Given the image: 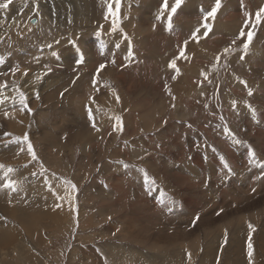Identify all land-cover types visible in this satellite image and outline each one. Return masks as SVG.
I'll return each mask as SVG.
<instances>
[{
    "label": "rangeland",
    "instance_id": "rangeland-1",
    "mask_svg": "<svg viewBox=\"0 0 264 264\" xmlns=\"http://www.w3.org/2000/svg\"><path fill=\"white\" fill-rule=\"evenodd\" d=\"M167 1L175 4L174 1ZM234 1L239 8L240 5H244L245 3L247 7L248 1L251 7H254V11L248 14H240L238 13L240 9L234 10L231 13L234 14L235 17L230 18L228 13L224 21L228 23H242L244 29L246 25H254V36L252 39V41H254L264 29V18L259 22L255 18V14L259 9L264 8V4L262 5L261 0H243L242 4L239 0ZM5 2H7V0H0V3ZM89 3L93 5V7L90 11H87L77 7L73 0H58L57 2H54V0H12L7 9H0V100L3 101L0 103V157L6 156L8 149L17 145L23 148V152L19 157L24 159L23 163L15 161L16 163L11 164H9V160H0V165L3 166L0 168V171L6 172L8 169H12L13 175L10 174V176H13L16 180L18 178L21 179V181L15 180L16 182L14 185L17 184L16 186H18V188L20 186V188L23 189L22 191L25 190L27 193L30 192V195H36L40 198L35 202L26 203L27 200L33 198H27L23 195L24 193L20 192V197L24 198V202L26 203L24 208L29 207L33 203L40 202V200L41 203L42 201L45 203L43 196L39 195L36 190H41L45 193V196H47V186L49 183L56 197V200H54L55 206L60 203L61 205L56 208L57 211L51 208L47 209L49 212H43L42 216L50 214L51 216L59 215L64 217V221L62 222L44 219L45 221L39 222L38 220V222L33 223L34 225L27 226L24 224V226H22L19 220L17 218L14 219L12 215V209L17 213L22 211V209L18 207V205H21V201H15L13 203L14 206H11L12 209H9L3 202V198H1L3 192H0V228H5L12 224V226L17 229L16 236L12 241V246H6L7 248L3 245L2 235L0 233V264H93L89 258H87L88 260L86 259L85 249H88L89 253L92 250L100 252L101 254L98 253V255L102 260L104 255L105 259L111 256V262H115V254L118 253L116 249L120 250V246H123L129 253L137 255L139 257L138 264H142L140 257H142L143 253H145L143 259L144 264H146L145 262H149L148 264H188L185 255L186 252L190 253L192 264H216L207 257L193 258V254L196 255L197 250L200 256H204L205 248L209 245L206 239L201 240L206 231V228L202 233L200 230V227H204V223H200L197 226L193 223L191 229L196 233L198 239L189 242L190 244L187 245L182 256L181 249H175L168 245H162L160 247L158 245L145 244L144 241L138 240V242H135L131 240L129 236L127 237L125 231L122 230L121 225H119L118 228L119 214L117 211L119 209L120 199L115 198L109 200L104 198L101 200L93 190L94 183L99 182L101 185L106 184L113 195L125 197L127 195L123 188L124 182L122 177L130 178L131 182L126 185L132 188L141 187L148 183L145 177L147 167L140 164V160L143 159L144 156L140 158H136L135 156V153L141 150L143 146H139L134 142L141 141V137L152 139V134L147 135L145 131L142 130L143 122L138 117V113H133L131 111H125L123 113L118 112L115 124L112 122L107 125L100 139H94L88 142V148L85 153L83 152L84 146L79 142V132L84 129L88 130L90 126L99 125L98 120L105 119L111 112L109 107L103 109L101 112V106L96 101L98 99L97 95L94 94L92 89H84L81 93H78L74 103L76 107L70 111H66V115L56 119L64 121L65 119L69 120V118L84 117V114H80L78 109L82 103L92 101L97 104L98 112H95V115H92L91 118L89 115L87 116L89 120L88 124L70 125L66 123L53 127L50 119L40 116L41 114L39 111L43 108L46 109L45 106L48 102L50 108L54 104L64 101L65 97L72 101L73 92L69 90L67 86L68 82L54 85L53 76L59 74L54 73L55 68L52 66L51 62L47 67V69L51 68V71L44 74L37 66V63L33 65L24 58L16 57L14 52H10L9 50L12 45L15 46V50L17 49V51H19V48L20 51H25L26 48L32 46L45 51L50 49L53 44L45 35L50 36L51 40H55L56 37L62 34H73L81 41V43L75 45L85 47V43L94 57L95 52L90 47L91 42L98 50L99 46H102L101 39L103 35L101 31L103 32V28L107 27L110 33H122L124 39L128 41L132 48L141 49V47H143L137 46L136 41H134L130 34L123 28L126 24L128 15L141 18L144 26L139 29L142 30L149 26L146 20L148 14H135L132 11L133 5L141 3V0H120L118 5L114 4L113 0H111L110 3H102V1H98L97 3V1L90 0ZM161 3L164 4V0H161ZM108 4L112 5L114 11L117 8L119 9L116 15L110 14L109 11H102L103 9H101V6H107ZM202 6L211 9L213 5L209 0H202ZM180 7L172 17L175 18ZM57 14H61V20L58 19ZM112 18H115V31L110 27ZM33 19L38 20V23H36L37 25L31 24ZM197 19H204L203 13H201V16ZM191 20L192 19H179L183 28L181 37L180 31L174 30L172 33L174 47L171 48V50H173V54H170V56L167 55V57H169L167 60H171V56H178L173 57L174 60L179 61L177 65L182 63L181 54L183 52L186 53L187 44L189 45L190 40L193 39V34L187 29L189 21ZM164 21L163 18L160 19L156 28H160ZM92 27H94V30L90 31ZM14 37L16 41L13 39ZM217 37H224L225 39L231 38L223 34H217L212 38V41L207 42L211 50L220 52L221 54L223 52L221 46L214 42V39ZM144 38V47L148 49L156 41L158 36L155 31H148L144 34ZM243 38L247 39L246 35ZM162 41V39H159V42ZM230 43H233V41ZM122 46V43L116 46L114 55L119 53ZM231 47H233V49L227 50L225 55L229 58H233L234 76L240 80L243 78L250 79V87L240 94H236L234 97L236 99V104L240 106V117L244 122L245 129L249 136L258 141L256 152L257 154L260 153L262 156L264 155V64L261 63L262 61L260 59L249 62L248 58L252 52L251 46L247 52L244 51L243 46L241 47V45H239V42H237V46L233 45ZM167 49H165V53ZM241 52L248 56L245 61H243L242 58L236 60ZM111 56L112 55L108 58ZM136 57L139 58L137 55ZM229 58L225 59L228 61H223L222 64L214 63L215 66L212 67L211 71L212 74H215L217 79L221 81L220 84L224 82V86H227V78L233 77ZM139 61V59L136 60L132 68V64L127 65L122 62L120 63L119 85L117 90L109 94L112 100H120L124 96L133 95L131 91L133 87L135 89L141 88L139 84L135 83L139 80L141 74L145 73L143 68L145 66H147L145 68L149 67L147 64L141 66ZM95 63L108 67L107 61L105 63ZM239 66L245 67L242 73L238 72L237 67ZM6 68L8 73H6ZM159 68L161 67L157 65V69ZM83 69L86 71L87 68ZM171 73L176 72L171 71ZM229 74L231 76H229ZM10 76L13 81H9ZM258 84H263V87L259 88L257 86ZM59 85H62L60 94L63 97V99L60 100L51 96L54 88H58ZM228 85L227 88L236 87L235 82H229ZM144 88L146 89V87ZM249 90L253 92L252 95H249ZM21 94L26 98L25 103L27 107H24V105L20 103ZM10 95L11 97H8ZM117 96L119 99H117ZM98 101L101 103H108V101L102 102L99 99ZM183 103L191 112V121H193L196 116L203 117L202 125L195 130V125L189 122L183 126H179L176 134H166V145H164L162 149L168 152L171 155V160L178 164L184 165L190 163L196 165L201 170L199 174L201 178L193 179L185 172H177V177L181 179V183L178 184L174 182L171 186L172 188L169 190L161 189L158 191L163 193L166 197V202L178 208L180 206L181 208L186 207V209L191 212H195L194 214L211 212L209 221L214 222L213 225H215L218 230H228L230 223L221 222V214L218 213V210L223 208L226 213L232 212L234 214V211L242 210L243 206L234 207L232 196L233 189H229L227 186L222 185L221 178L225 172H227L229 174L228 179H231V183L237 184V178L231 175L235 172L237 173L238 170H249V167L246 165V160L249 154L252 155L253 150L249 149L250 147L248 145H242L240 150H243V157L240 159L237 155V146L232 147V143L230 144L226 139L227 134L224 130L225 127L229 124L233 126L237 125L232 111L228 109V100H225V98L220 99L217 114L215 113L216 109L213 110L214 108L212 109L207 106L205 111L197 110L190 100H183ZM208 103L212 104L213 100H208ZM91 109L93 110V108ZM234 112L238 113L237 110ZM12 113H22L27 119L22 121L18 126L10 127V117L16 118V116L11 115ZM126 117L129 121L128 125L124 124V118ZM35 120L36 123H38V128H35ZM39 122L42 123L40 124ZM46 132L50 133V139L54 141H56V138H67L68 151L59 152L58 149L54 148L52 151L54 157L50 158L46 156L45 152H47L48 149L44 143L40 141ZM25 136L28 137L27 142L23 140ZM17 138H20V143L16 142ZM241 139L243 140L244 137L242 136ZM242 140L240 143H242ZM28 142L32 145L36 159H33L32 154L28 151ZM218 144L223 145V154L230 162L228 164L225 158L223 161L224 163H221L216 157L213 158V165L217 166L218 172L214 174L213 177H210L206 171L207 165L200 156V149L205 148L206 145H211L212 152H214V148H216ZM117 162L122 164V174L115 167V163ZM105 166L109 168L108 173L104 172ZM20 167H22V170H16ZM260 168L263 169L261 178H252L249 190H251L256 180L264 185V160L262 164H260ZM250 175L252 176V174ZM43 182L45 183L43 184ZM5 184V177L1 176L0 188ZM72 185L76 186L75 189L72 188ZM147 185L149 186V191H151V182ZM154 185H157V179L154 180ZM210 188L215 190L214 196L209 193ZM55 190L57 192L61 191V194L56 195ZM244 192H247V189H245ZM7 194L9 195V193ZM128 199L131 203L135 202V200ZM261 200H264V191L259 196L244 203V205L253 202L254 206ZM262 206L264 207V203ZM113 211H116V213H113ZM5 212L8 214L5 215ZM263 218L264 209L258 210L255 216L246 214L243 216L238 214L235 216L233 215L230 222H237L239 233H235L233 238H231V234H227L226 232H224L226 234L225 236H215V249L219 250L222 248L225 251L226 249L236 248L237 243L240 245L238 236H240L244 242L245 232L249 230L252 236L251 244H261L262 251L260 255H258L255 250V254L252 253L251 256L248 254V256L253 258V260L255 259V262L256 260L261 261L256 262V264H264V259H262V257H264V223H261L258 226V230L255 231V239L251 231L256 229L244 225V223L248 221L254 222L255 220H262ZM208 219L209 217L207 221ZM240 219L242 220L239 224ZM161 220L169 225L175 222H182L184 225L187 223V221L174 217L173 214H163ZM109 225H111V227ZM105 227L107 229H104ZM114 229H119V232L112 233L111 231H114ZM196 241L198 242L196 243ZM14 244L17 246L15 249L16 251L12 249ZM216 257L217 254L214 255V258ZM239 260H244V255H231L225 257L224 254L221 264H234Z\"/></svg>",
    "mask_w": 264,
    "mask_h": 264
},
{
    "label": "bare ground",
    "instance_id": "bare-ground-1",
    "mask_svg": "<svg viewBox=\"0 0 264 264\" xmlns=\"http://www.w3.org/2000/svg\"><path fill=\"white\" fill-rule=\"evenodd\" d=\"M57 1L58 0H54V2ZM89 1L90 0H73L77 7H80L87 11H90L93 7V5L89 3ZM94 1H97V3L98 1H102V3H110L111 0ZM171 1L175 2V0ZM209 1L213 5L211 8H213L215 6V0ZM239 1L242 4L243 0ZM167 3L168 10H164L163 3H161V0H141V3L133 5V13L148 14V18L146 20L149 26L142 30L139 29L144 26L141 21V18L133 15H128V17L126 18V24L123 28L130 34L132 39L136 41L137 46H143L141 47V49L132 48L128 41L124 39L122 33L113 34L108 32L109 28L104 27L103 32L101 31L103 35V38L101 39L102 46H99V49L97 50L96 47L92 44V42L90 45L92 50H94L95 52L94 57L88 50L85 43V47L75 45L81 43V41H79L76 38V35L73 34H62L61 36L56 37L55 40H51L50 36L45 35V37L51 43H53L52 47L45 51L36 48L35 46H32L30 48L28 47L25 49V51H20L19 48V51H17V49L15 50L14 45L11 46V49L9 51L14 52L16 54V57L28 60L33 65L37 63V66L42 70L44 74L50 72L49 69L51 68L47 69V67L51 62L52 66L55 68L54 73L59 74L57 76H53L54 85L61 84L63 82H68L67 86L69 87V90L73 92L72 101L65 97L64 101L58 102V104H54L50 108L48 102V104L45 106L46 109L43 108L39 111L41 114L40 116H44L47 119L51 120V125L53 127L66 123L70 125H86V123H89V120L87 118L88 108H93L92 115H95V112H98L96 103H93L92 101H86L82 103L78 109L80 114H84V117L80 116L81 118H69V120L65 119L64 121L56 120L58 117L66 115V111H70L76 107L74 103L76 101L77 95L78 93H81L84 89H92L94 91V94L97 95V98L100 101H108V103H101L98 101V99L96 100L97 103L101 106V112L103 109L109 107L111 109L110 114L107 115L105 119L98 120L99 125L90 126L88 130L84 129L79 132V142L81 145L84 146V153L88 148V142L94 139H100L104 128L112 122H114L115 124L118 112L123 113L125 111H131L133 113H138V117L143 122L142 130L145 131L147 135L152 134V139L141 137V141L134 142L139 146H143L141 150L135 153V156L136 158L144 156V158L140 160V164L144 167H147L145 177L148 180L147 184H149V182H151L152 184L151 191H149V186L147 184L137 188H132L131 186L126 185L127 183L131 182L130 178L127 177H122V180L124 182L123 188L126 191L127 195L125 197H122L120 195H113L112 191L106 184L101 185L99 182H97L94 183L93 186V190L95 191L96 195L100 197L101 200H103L104 198H107L109 200L115 198L120 199V205L117 211L119 214L118 228L119 225H121V228L123 231H125L127 237L129 236V238H131V240L135 242H138L139 240L144 241L145 244L158 245L160 247L162 245H168L175 249H181L183 256L184 250H186L187 245L190 244L189 242H193L195 239H198L196 233L192 231L191 226L193 225V223L195 224V226L199 225L200 223H204V227H200V230L202 233V231L206 228V231L204 232L203 236L201 235L203 237L201 238V240L206 239L209 245L207 246V248H205L204 256H200V253L197 250L196 255L193 254L194 259L195 257H207L213 260L216 264H221L222 257L224 254L225 257L231 255H244V260L236 261L234 264H256V262L261 261L256 260L255 262V259L253 260V258L248 256L249 243H251L252 239L249 230H246L245 232L244 242L243 239L238 236V242H240V245L239 243H237L236 248L226 249L225 251L222 248L216 250L214 245V238L217 235L225 236L226 234L224 232H226L227 234H231V238H233L235 233H239V227H237V222H230V219L233 215L235 216L236 214H238L243 216L244 214H246L255 216L258 210L264 209V207L262 206L264 200H261L257 203V205L254 206L253 202L244 205V203L254 199L264 191V185H262L257 180L255 181V184L253 185L251 190H249L251 179L261 178L263 169L260 168V164H262V161L264 160V155L261 156L260 153L257 154L256 147L258 145V141L249 136L247 130L245 129L246 127L244 126V122L240 117V106L236 104V99L234 97L236 94H240L241 92L245 91L247 88L250 87V79L243 78L240 80L235 77L234 64L232 61L233 58H229L225 55V50L227 49L229 51V49H233V47L231 46H237V42H239V45H241V47L243 46V43L246 41V39L241 38V36L239 35L241 31L245 33H247L248 31H254V25L252 24L246 26L244 29L242 23L225 22V17L228 16V13L230 18L235 17L234 14H232L231 12L239 9L240 12L238 13L240 14L251 13L254 11V7H251L248 1L247 7L245 6V3L244 5H240L239 8L234 0H222V6L218 10L215 19H209V27L211 30L208 31L203 27L204 19H197L199 16H201V9H203L204 12L211 10L210 8H204L202 6V0H183V3L175 18L171 16V28H169L168 17L170 15L171 7L175 4L170 3L168 1ZM261 3L263 5L264 0H261ZM109 5L110 4H108L107 6L102 5V11H109ZM161 13H163L162 18L165 21L161 25V27L157 29V23L160 19H162H158V16H160ZM57 17L59 20L62 19L61 14H57ZM179 19H192L191 21H189V26H187V29L190 30V32L193 34V39L190 40L189 45L187 44L186 53L183 52L181 54L182 63H180V65H177L179 61L175 60L176 68L174 69L171 67V62L174 60L173 57L178 56H171V60H167V58H169L167 57V55L170 56V54H173V50H171V48L174 47L172 35L173 31H180V37L183 34L182 24L180 23ZM36 23H38L37 19ZM114 26L115 18H112L110 21V27L114 29ZM197 29H199L198 33L196 32ZM93 30L94 27H92L90 31ZM148 31H155L158 38L150 46V48L146 49L144 47V34ZM217 34H223L224 36H228L229 38H231L225 39L224 37H217L214 39V42L219 44L223 50L221 54L220 52H215L211 50L207 44V42L212 41V38ZM13 39L15 40V37ZM159 39H162L163 41L159 42ZM231 41H235V43H230ZM120 43H122L123 46L121 47L119 53L114 55L115 48ZM250 46L252 52L249 58L247 55L241 52L240 55L236 58V60L242 58L243 61H245V59L248 58L249 62H253L255 60L260 59L262 61L261 63L264 64V29L260 32V35L257 37V39L251 42ZM165 49H167L166 53ZM81 52L83 53L82 63L80 62ZM135 54L139 58H137ZM110 55L112 56L108 58ZM228 58L230 60L229 63H231L233 77L227 78V86H224V82L223 84H220L221 81H219L215 74L213 75L211 71L212 67L215 66V64H222L223 61H228L225 60ZM138 59L140 60L139 64L141 66L147 64L149 67L145 68L147 67L145 66L143 68V71L145 73L141 74L139 80L135 83L139 84L141 88L135 89L133 87V90H131L133 95L124 96L120 100H112L109 94L112 91L117 90V87L119 85V68L121 66L120 63L122 62L123 64L127 65L132 64V68L135 64V61ZM106 61L108 67H104L103 69H100L101 65L95 63H105ZM157 65H159L161 68L157 69ZM83 68H87L86 71ZM244 68V66L237 67L238 72L242 73ZM171 71H175L176 73H171ZM6 73H8L7 68ZM229 76L231 75L229 74ZM11 79L12 77L10 76L9 81H13ZM229 82H235L236 87L227 88L229 86ZM257 86L259 88H262L263 84H258ZM144 87H146V89ZM61 88L62 85H59L58 88L55 87L51 96L53 98H57L58 100L63 99L60 94ZM8 97H11V95ZM222 98H225V100L229 101L228 109L232 111L233 117L237 122L236 126L229 124L227 127H225L224 130L227 134L226 139L228 140V142H230V144L232 143V147L237 146V155L240 159L243 157V150H240L242 145H248L250 147L249 149L253 150V153H255L254 156L252 153V155L249 154L247 157L246 165L249 167V170H238L237 173L235 172L233 175L230 174L232 177L237 178V184L231 183V179H228L229 174L227 172H225V174L221 178L222 185L227 186L229 189H233L232 196L234 201V207L243 206L242 210L234 211V214L232 212L226 213L225 209L223 208H220L218 210V213L221 214V222L230 223L229 229L224 231L218 230L217 227L213 225L214 222L209 221L211 212L208 211L204 213L194 214L195 212H191L190 210L186 209V207L181 208L180 206L178 208L177 206L166 202V197L163 195V193H160L158 191L161 189L169 190L170 188H172L171 186L174 182L180 184L181 179L177 177V172H185L193 179L201 178V176L199 175L201 173V170L196 165H192L190 163H186L184 165L178 164L175 161L171 160V155L168 152H165L162 149V147L166 145V134H176L179 126H183L184 124L189 122L190 124L195 125V130L197 127H200L202 125V116H196L194 120L191 121V112L184 105L183 100H190L191 103L199 111H205L206 106L212 109L214 108L213 110L216 109L215 113L217 114V109L219 108V101ZM210 99L213 100L212 104L208 103V100ZM235 110H237L239 114L237 112H234ZM11 115L16 116V118H13L12 116L10 117V127L18 126L22 121H25L27 119L26 116L22 115V113H12ZM39 123L41 124L42 122ZM34 124L35 128H38V123H36V120L34 121ZM124 124H129L127 117L124 118ZM242 136L244 137L243 140L241 139ZM50 137V133L46 132L40 139V141L43 142L46 148L48 149V151L45 152L46 156L53 158L54 154L52 153V151L54 148L58 149L59 152L68 151L67 138H56V141H54L51 140ZM241 140L242 143H240ZM214 149L215 151L212 152L211 145H206L205 148L200 149V156L207 165L206 171L210 177H213V175L218 172L217 166L213 165V158L216 157L221 163H224L223 161L225 160V158V161H227L228 164L230 162L229 160H227V157L223 154V145L218 144ZM22 152L23 148H20L16 145L11 149H8L6 156L0 157V160H9V164L16 162L23 163L24 159L22 157H19ZM115 167L121 174L123 173L121 169V163H115ZM19 169L22 170V167L17 168L16 170ZM104 172L108 173L109 168L105 166ZM10 174H12V171H0V177L4 176L6 180V184L2 188H0V192H3V194H1V198H3V202L7 207H9V209L11 208V206H14L13 203L15 201H21V205H18V207L22 209L21 212L17 213L14 209H11L13 210L12 215L14 219L17 218L22 224V226H24V224L27 226L32 225L33 223L38 222V220L39 222L45 221L44 219L59 222L64 221V217H61L59 215L51 216L50 214H47L45 216H42L43 212H49L47 211V209L51 208L57 211L56 208L61 205L60 203L55 206L54 200H56V197L52 192L53 188L49 186V183L47 186V196H45V193L41 190H36L38 191L37 193L39 195L43 196L45 203L43 201L41 203L40 200V202L33 203L29 207L24 208V205L26 203L32 201L35 202L40 198L36 195H30V192L27 193V191L25 190L22 191L23 189H21L20 186L18 188V186H16L17 184L14 185L16 181H21V179L18 178L16 180L15 178H13V176L11 177ZM250 174H252V176ZM156 179L157 185H154V180ZM10 182L13 185L12 188L7 186ZM45 182H43V184ZM13 188L15 190H13ZM245 189H247V192H244ZM20 192L24 193L23 195H25L27 198L31 197L33 199L27 200L25 203L24 198L20 197ZM7 193H9V195ZM55 193L56 195H60L61 191L57 192L55 190ZM209 193L214 196L215 190L210 188ZM128 198H130L131 200H135V202L131 203ZM113 213H116V211H113ZM7 214L8 213L5 212V215ZM163 214H173L174 217L187 221V223H185L184 225V223L182 222H175L169 225L161 220V216ZM208 217L209 219L207 221ZM241 220L242 219L239 220V224L241 223ZM261 223H264V218L262 220H255L254 222L248 221L244 223L245 226L250 227L251 225V228L256 229L251 231L254 239L255 231L258 230V226ZM109 226L111 227V225ZM104 229L107 228L105 227ZM16 231L17 229L12 226V224L6 226L5 228H0L4 247L12 246V241L17 233ZM111 232H119V229H114V231ZM197 242L198 241H196V243ZM251 245L252 253L255 254L256 250L258 255H260L262 251L261 244L257 245L252 243ZM16 247L17 246L14 244L12 249L15 250ZM8 249L10 250L9 247ZM116 250L118 251V253L115 254V262H111V256H108L106 257L108 259H105V255L102 260L101 257L98 255V253L100 252L96 250H92L90 253L88 249H85L84 251L86 252V259L89 258L91 260V263L93 264H103V261L104 264H138L139 257L134 253H129L123 246H120V250ZM216 254L217 257L214 258V255ZM185 255L187 258V263L192 264L190 253L186 252ZM144 257L145 253H143L142 257H140L142 264H144ZM262 259H264V257H262ZM145 263L148 264L149 262Z\"/></svg>",
    "mask_w": 264,
    "mask_h": 264
},
{
    "label": "snow or ice",
    "instance_id": "snow-or-ice-1",
    "mask_svg": "<svg viewBox=\"0 0 264 264\" xmlns=\"http://www.w3.org/2000/svg\"><path fill=\"white\" fill-rule=\"evenodd\" d=\"M11 2H12V0H7V2H5V3H0V9H7L8 6H9V4H10ZM113 3L118 5V4L120 3V0H113ZM182 3H183V0H175V5L171 7V9H170V15H169V17H168L169 28H171V16L174 15V14L177 12V9L182 5ZM221 6H222V0H215V6H214L213 8H211L210 11L204 12L203 9H201V11H202V13H203V18H204V21H203V27H204L206 30H208V31L211 30L210 27H209V19H210V18H211L212 20L215 19L216 14H217L218 10L221 8ZM163 8H164V10H168V3H167V0H164ZM118 11H119L118 8L115 9V11H114L113 8H112V5H109V13H110V14H112V15H116V14L118 13ZM162 16H163V13H161V15L158 16V19H159V18H162ZM255 18H256V20H257L258 22L261 21L262 18H264V8H261V9H259V10L257 11V13L255 14ZM246 26H247V25H246ZM113 31H115V29H113ZM196 32L198 33V32H199V29H197ZM239 35L241 36V38H243L245 35H246V37H247L246 41L243 43L244 51L247 52V50L249 49L250 44H251V42H252V39H253V36H254V32H252V31H248L247 33H245V32H243V31H241ZM73 43H75V42H73ZM186 43H187V42H186ZM233 43H235V41H233ZM117 46H118V45H117ZM225 51H227V49H226ZM80 62H81V63L83 62V53H82V52L80 53ZM113 62H114V61H113ZM104 67H105V65H101V66H100V69H103ZM171 67L174 68V69L176 68V62H175V60H173V61L171 62ZM49 71H51V69H49ZM245 83H246V82H245ZM249 95H252V92H251V91H249ZM117 99H119L118 96H117ZM25 101H26V98L23 96V94H21L20 103H21L22 105H24V107H27ZM2 102H3V101L0 100V103H2ZM29 110H30V109H29ZM88 115H89L90 118L92 117V109H91V108L88 109ZM23 140H24L25 142H27V141H28V137L25 136V137L23 138ZM16 142H17V143H20V142H21V141H20V138H17V141H16ZM28 151L32 154V158H33V159H36L35 152H34V150H33L32 145H31L30 142H28ZM254 155H255V153H253V156H254ZM2 167H3V166L0 165V168H2ZM229 170H230V169H229ZM8 171L11 172V171H13V170H12V169H8ZM7 186L10 187V188L13 187V185H12L11 182H10ZM75 187H76L75 185H72V188H73V189H75ZM13 190H15V189L13 188ZM250 227H251V225H250ZM251 254H252V245H251V243H249V256H251Z\"/></svg>",
    "mask_w": 264,
    "mask_h": 264
},
{
    "label": "water",
    "instance_id": "water-1",
    "mask_svg": "<svg viewBox=\"0 0 264 264\" xmlns=\"http://www.w3.org/2000/svg\"><path fill=\"white\" fill-rule=\"evenodd\" d=\"M31 22H32V24L35 25V23H36V19H33Z\"/></svg>",
    "mask_w": 264,
    "mask_h": 264
}]
</instances>
